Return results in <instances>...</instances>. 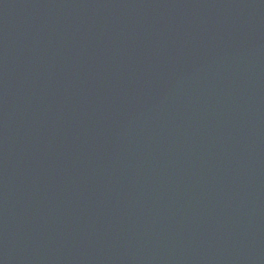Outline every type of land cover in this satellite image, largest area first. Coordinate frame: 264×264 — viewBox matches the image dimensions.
I'll return each mask as SVG.
<instances>
[{"label":"water","instance_id":"1","mask_svg":"<svg viewBox=\"0 0 264 264\" xmlns=\"http://www.w3.org/2000/svg\"><path fill=\"white\" fill-rule=\"evenodd\" d=\"M0 264H264V0H0Z\"/></svg>","mask_w":264,"mask_h":264}]
</instances>
